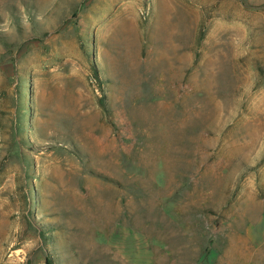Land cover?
Here are the masks:
<instances>
[{"label":"rangeland","instance_id":"obj_1","mask_svg":"<svg viewBox=\"0 0 264 264\" xmlns=\"http://www.w3.org/2000/svg\"><path fill=\"white\" fill-rule=\"evenodd\" d=\"M0 264H264V0H0Z\"/></svg>","mask_w":264,"mask_h":264}]
</instances>
